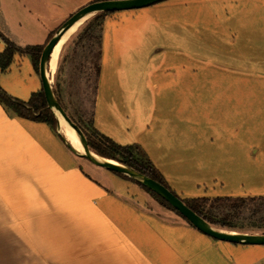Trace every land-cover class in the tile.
<instances>
[{
    "label": "crops",
    "instance_id": "1",
    "mask_svg": "<svg viewBox=\"0 0 264 264\" xmlns=\"http://www.w3.org/2000/svg\"><path fill=\"white\" fill-rule=\"evenodd\" d=\"M85 1L0 0V32L42 45ZM99 48V133L138 145L182 199L264 197V0L110 12ZM0 86L23 100L42 88L18 52ZM86 160L0 103V264H264V245L214 239Z\"/></svg>",
    "mask_w": 264,
    "mask_h": 264
},
{
    "label": "rangeland",
    "instance_id": "2",
    "mask_svg": "<svg viewBox=\"0 0 264 264\" xmlns=\"http://www.w3.org/2000/svg\"><path fill=\"white\" fill-rule=\"evenodd\" d=\"M90 1L93 0H87L74 9H71L74 6V2H72L70 6L65 5L64 12L59 13L61 17L57 22L56 29L59 28L73 12ZM107 14L108 13L104 12H95L84 19L76 31L68 37L62 45L56 70L54 73L50 72L49 74L50 83L55 85L59 102L67 115L81 130L89 135L90 140L94 144L101 147L105 146L100 142V138L92 132L89 123L93 112L96 66L99 62L100 48L98 37L101 34L103 20ZM90 150L95 153L92 149ZM76 151L82 153L83 149L81 151ZM97 156L103 158L99 155ZM146 193L152 196V198L165 209L174 212L169 208L168 204L156 198L151 193L147 191ZM185 199L189 201L193 198ZM206 205H208V202ZM228 212H234V216L229 218L228 223L233 225L236 230H248L257 233L264 231L263 196L253 201L247 200L233 209L218 207L215 209V217H219ZM214 227L228 230L219 226Z\"/></svg>",
    "mask_w": 264,
    "mask_h": 264
},
{
    "label": "trees",
    "instance_id": "3",
    "mask_svg": "<svg viewBox=\"0 0 264 264\" xmlns=\"http://www.w3.org/2000/svg\"><path fill=\"white\" fill-rule=\"evenodd\" d=\"M104 13H110V12H104ZM58 29L59 28L55 29L53 32L50 33L47 41L54 35V33ZM100 37H101V34L98 37L99 46H100ZM0 38L5 44L4 49L0 52V70H5L12 62L13 55L16 52H18V53L27 54L32 61L34 69L38 72L39 57L47 41L42 45L33 44V45H26V46L21 47L15 44L13 41H11L1 32H0ZM99 57H100V49H99ZM98 74H99V62L96 66L95 81L98 77ZM52 91L55 97L59 101L54 84L52 85ZM0 103L6 109L14 113L16 116L27 118L33 121L44 122L48 124L50 128L58 135V137L62 141H64V143L68 147V143L64 140L63 135L58 132V122H57L56 115L54 111L47 105L45 95H44L42 88H40L37 91L32 92L27 100H23L18 97L10 95L7 91H5L0 86ZM89 124H90V129L92 130V132H94L100 138V142L103 143V145L105 146V147H101L99 145L94 144L90 140L89 135L82 130V132L84 133L86 137L89 148L92 149L97 155L103 158L112 159L114 161H117L119 163H122L124 165H127L137 170L138 172L161 183L166 188H168L174 195L179 197L176 194V192L173 189H171V187L166 182L165 178L158 171V169L153 165L150 159H148V157L143 153L142 149L138 145L136 144H131V145L117 144L109 137L99 133L93 127L92 117H91ZM112 172L121 177L131 180L132 182L136 183L139 187H141L145 191L151 193L156 198L165 202L159 195L152 192L150 189L143 186L138 181L130 178L129 176L125 174L118 173L115 171H112ZM179 198L182 199L181 197ZM256 198L258 197H213V198L203 197L200 199L193 198V199H190L189 201L186 199H182V201L188 207H190L195 213L202 216L206 221H208L213 226H219L222 228H226L228 230H233V231H238V232H250L248 230H236V228L233 225L228 223L229 218L234 216L233 215L234 212L233 213L228 212L219 217H215V209L218 207L233 209L247 200L253 201ZM207 202H208V205H206ZM165 203L168 204L167 202ZM168 206L171 210L174 211L175 214H177L178 216L183 218L185 221H187L177 210H175L169 204ZM187 222L189 223V221ZM189 224L192 225L191 223ZM250 233H255V232H250ZM261 233H264V231H261Z\"/></svg>",
    "mask_w": 264,
    "mask_h": 264
},
{
    "label": "water",
    "instance_id": "4",
    "mask_svg": "<svg viewBox=\"0 0 264 264\" xmlns=\"http://www.w3.org/2000/svg\"><path fill=\"white\" fill-rule=\"evenodd\" d=\"M163 0H93L85 5L78 8L73 12L59 27V29L54 33V35L47 41L44 45L42 52L39 57L38 62V74L41 80L42 89L45 95L47 105L54 111L57 116L58 112L64 120L73 128L77 133L80 143L82 145L83 152L78 153L76 148L68 142L64 135L60 131L59 120H58V132L63 135L64 140L68 143L69 149L87 160L91 163L108 169L110 171H115L118 173L125 174L130 178L138 181L143 186L150 189L152 192L159 195L165 202H167L171 207L177 210L189 223H191L199 231L213 237L217 240L228 241L232 243L241 244H254V245H264V233H250V232H238L233 230L218 229L206 221L202 216L195 213L190 207H188L182 199L174 195L168 188H166L161 183L155 181L154 179L138 172L137 170L114 161L108 158H100L95 153H93L88 144L86 137L82 130L76 125L70 117L67 115L64 108L61 106L58 99L55 97L52 91V85L50 83L49 74L47 71V64L50 55L53 51L54 46L58 43L61 36L66 32V30L72 26L76 21L81 18L93 14L95 12H114L120 10L137 9L152 4L158 3ZM58 119V116H57Z\"/></svg>",
    "mask_w": 264,
    "mask_h": 264
},
{
    "label": "bare ground",
    "instance_id": "5",
    "mask_svg": "<svg viewBox=\"0 0 264 264\" xmlns=\"http://www.w3.org/2000/svg\"><path fill=\"white\" fill-rule=\"evenodd\" d=\"M86 17L87 16L81 18L80 20L76 21L72 26H70L66 30V32L61 36L58 43L54 46L53 51L50 55L48 64H47L48 74H50V72L51 73L55 72L62 45L68 39V37H70L76 31V29L79 27V25L84 21ZM56 113L58 116L61 133L68 140V142H70L77 150L81 151L82 145L80 143L77 133L73 130V128L64 120V118L58 112Z\"/></svg>",
    "mask_w": 264,
    "mask_h": 264
}]
</instances>
